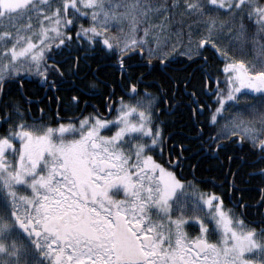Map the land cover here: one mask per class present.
Returning a JSON list of instances; mask_svg holds the SVG:
<instances>
[{
	"label": "snow or ice",
	"instance_id": "6c2138e0",
	"mask_svg": "<svg viewBox=\"0 0 264 264\" xmlns=\"http://www.w3.org/2000/svg\"><path fill=\"white\" fill-rule=\"evenodd\" d=\"M177 54L199 80L173 74ZM32 77L72 93L49 98L50 122L24 107ZM181 107L199 154L246 142L264 165V0H0V264H264V212L248 220L175 170L188 146L161 116ZM249 175L264 183V166Z\"/></svg>",
	"mask_w": 264,
	"mask_h": 264
},
{
	"label": "trees",
	"instance_id": "16d2710c",
	"mask_svg": "<svg viewBox=\"0 0 264 264\" xmlns=\"http://www.w3.org/2000/svg\"><path fill=\"white\" fill-rule=\"evenodd\" d=\"M111 31L115 32V29H111ZM252 29H249V34H251ZM220 45L223 47L226 43L225 40L219 41ZM233 50L230 49V52ZM205 55H211L209 51H205ZM235 56L238 59H245L246 61H252L254 58V50L251 47V44L246 46V53L241 54L238 51L235 52ZM138 59V57L136 58ZM186 60L185 57L182 55L177 54L175 57V63L173 64V68L177 69H183L180 72L173 73L175 75H186L188 72L194 73V76L197 80L200 78V62L197 61L194 65H187L184 63ZM153 63H157V61L154 59ZM223 59L219 58H210L209 63L206 67L207 71L211 72L215 77H218L222 81L221 72L219 70H222L223 66ZM93 67H96L95 64H93ZM217 67L219 69L216 72H213L214 68ZM110 70L108 69H102L101 72H108ZM140 71H143V69H140ZM101 78H104V76H101ZM88 79H91V76L89 75ZM24 88L23 91L27 97L33 98V101H36L34 99H38L39 97H42L43 90L39 89L37 87V78H25L23 80ZM34 84L36 86H34ZM222 85V83H221ZM10 87V86H9ZM7 87V88H9ZM222 87V86H221ZM6 88V87H5ZM9 96L13 99L20 100V96L17 92L16 85L13 84L10 88ZM72 93L68 92H58V96H62L64 98L65 104L67 103L68 97ZM54 94H52L50 91L48 93V97H53ZM90 99V97H85V99ZM179 99V98H178ZM91 100H93V103L100 108L99 104V98L98 97H91ZM25 105V104H24ZM35 105V103H34ZM215 106V105H213ZM43 107L48 112V116L45 117L46 122H50L55 115L56 111V104L51 103L49 104L48 98L45 97L43 100ZM72 109V108H71ZM103 109V108H100ZM80 108H76L75 111L79 112ZM73 114V113H72ZM70 111H60V116H69ZM224 115L227 117L229 115L228 110L225 111ZM244 119H249V116L245 113ZM161 119L166 122V125H162V128L164 130L165 135L168 132L171 131H178L180 129L186 130L190 133H196L194 126L191 123L190 114L186 108H177L175 112H173L171 115H162ZM200 119H204L203 117ZM223 123V121H221ZM215 131V128L209 129L206 125L204 126V134L205 136L208 135L209 131ZM177 138L186 140L185 136H178ZM234 139V138H232ZM182 140V142H183ZM187 143V140L185 141ZM190 146H188V153L192 152L195 148V144L193 145V148L190 149L191 145L194 143V141L188 142ZM222 143L226 145V148L219 153V155L215 158H212L211 154L209 156H203L199 159L198 164L195 167V176L199 178H205L204 182L197 183L200 186V189L212 192L219 193L224 198V205L226 208H233V210L237 213L241 212V208L236 207V203L239 202L241 204H246L249 207L244 208L243 211L246 214V216L250 219L260 218L261 213L263 212L262 205H259L257 207L258 202L260 200V193L258 191V187H264V183H261V177L259 176H250L249 173L254 170V168H259L264 165H253L252 162L254 161L255 157L248 151L247 143L245 142L244 145H236L229 143L228 140H222ZM231 156L232 159L229 161L228 157ZM194 157V156H193ZM240 157H243L244 160H247L248 163H242ZM195 160L191 162V165L196 164ZM234 170L235 172V178L232 177ZM238 170V171H237ZM227 174V177L225 175ZM214 181V183H212ZM234 182L236 185V189L230 188V183ZM242 197V199H240ZM192 234H195L194 232Z\"/></svg>",
	"mask_w": 264,
	"mask_h": 264
},
{
	"label": "flooded vegetation",
	"instance_id": "af4514ba",
	"mask_svg": "<svg viewBox=\"0 0 264 264\" xmlns=\"http://www.w3.org/2000/svg\"><path fill=\"white\" fill-rule=\"evenodd\" d=\"M219 69H217V67H215L214 68V70H213V72H216L217 73V71H218ZM220 72H221V77L224 79V76H223V73H222V70H219ZM213 75V74H212ZM213 77L214 78H216L215 77V75H213ZM223 79H222V81H223ZM13 85V84H12ZM12 85H9V84H6L5 85V87L7 88V87H11ZM34 86H36L35 84H34ZM215 86V84H214V82L213 83H211L210 85H209V88L211 89V88H213ZM222 85L220 84V87H221ZM9 87V88H10ZM37 87L39 88V89H41V90H43V93L45 92V88H43V87H41L40 86V84L38 83L37 84ZM8 88V89H9ZM51 92V91H50ZM43 93H42V97L40 98H38V99H34V100H36V101H34V103H35V105H34V103H32L31 105H28V104H25L24 105V107H26V108H31V117L32 118H35L37 121H40V120H43V121H45L44 119H45V117H47L48 116V112L46 111V109L43 107V100H44V98L45 97H47L48 98V102H49V97H48V93H47V95L45 96V95H43ZM52 94H54L55 96H58V92H56V93H53V92H51ZM118 95H119V93H118ZM212 95L214 96V92L212 93ZM32 101H33V98H31V97H29ZM88 99V98H87ZM205 99H208V102L209 103H211L212 101H211V99H209L208 97H205ZM89 100H91V97H90V99ZM91 103L92 104H94L93 103V100H91ZM95 105V104H94ZM97 107V106H96ZM98 108V107H97ZM41 110H43V111H41ZM68 112L70 111V115L69 116H64V119H65V121H67L69 118H74L75 116H77L80 112H81V109L79 110V112H76L75 111V109H71V108H69L68 110H67ZM93 111V108L90 106V107H88L86 110H85V112L87 113V112H92ZM56 112V111H55ZM100 112L102 113V114H104V109H100ZM73 113V114H72ZM61 117H63V116H61ZM202 118V117H201ZM180 131H182L183 133H184V136L185 137H193V136H195L196 135V133H190V132H187L186 130H183V129H180V130H178L177 132H180ZM172 132V131H171ZM168 133H170V132H168ZM167 133V134H168ZM166 134V135H167ZM176 139L178 140V141H182L183 139H180V138H177L176 137ZM186 140H187V143L185 142L186 140H183V143L184 144H186L187 146H190V144L188 143V142H190V141H194V143L191 145V147H190V149H192L193 148V145L195 144V148H194V150L192 151V152H190V153H188V151H186L185 153H184V155L185 156H189V159H186V160H184L183 161V168L182 169H180V168H177V169H175L182 177H184V178H188V179H192L193 177H195V183L197 184L198 182H199V184H200V182H204L205 181V178H199V177H197V176H195L196 174H195V167H196V165L198 164V161H199V159L201 158V157H203V156H209V154H211V156L213 157V156H215V157H217L215 154H213V153H208V154H199V149H200V141L199 140H197V139H188V138H185ZM172 142L171 141H169V144H171ZM194 156V157H193ZM194 159H196L195 160V163L196 164H194V165H191V162H193L194 161ZM234 172H236V170H234ZM233 172V173H234ZM225 177H227V174L225 175ZM232 177H233V175H232ZM198 185V184H197ZM199 186V185H198ZM199 188H200V186H199ZM201 190H203L202 188H201ZM262 207H263V212H264V205H262ZM241 211H243V209H241ZM244 212V211H243ZM246 218L248 219V220H253V219H250V218H248L247 216H246ZM255 219H259V218H255Z\"/></svg>",
	"mask_w": 264,
	"mask_h": 264
},
{
	"label": "rangeland",
	"instance_id": "374dc122",
	"mask_svg": "<svg viewBox=\"0 0 264 264\" xmlns=\"http://www.w3.org/2000/svg\"><path fill=\"white\" fill-rule=\"evenodd\" d=\"M223 79V78H222ZM223 87H225V84L222 82V87L221 88H223Z\"/></svg>",
	"mask_w": 264,
	"mask_h": 264
}]
</instances>
